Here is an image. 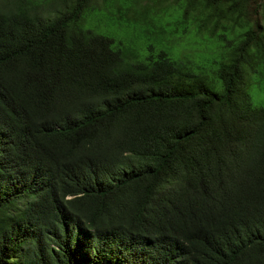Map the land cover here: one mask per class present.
<instances>
[{"label":"trees","instance_id":"obj_1","mask_svg":"<svg viewBox=\"0 0 264 264\" xmlns=\"http://www.w3.org/2000/svg\"><path fill=\"white\" fill-rule=\"evenodd\" d=\"M250 82L264 0H0V264H264Z\"/></svg>","mask_w":264,"mask_h":264},{"label":"rangeland","instance_id":"obj_2","mask_svg":"<svg viewBox=\"0 0 264 264\" xmlns=\"http://www.w3.org/2000/svg\"><path fill=\"white\" fill-rule=\"evenodd\" d=\"M86 26L93 28L95 31L101 34L111 36L116 39L120 38L128 40L133 35L132 27H130L128 24L120 23L114 16H111L106 10L97 9L95 11H92L87 16ZM191 51V47L182 49L183 53H191ZM249 90H251L252 101L257 105L264 106V96H261L256 92V88L253 86L252 82H250L249 84Z\"/></svg>","mask_w":264,"mask_h":264}]
</instances>
